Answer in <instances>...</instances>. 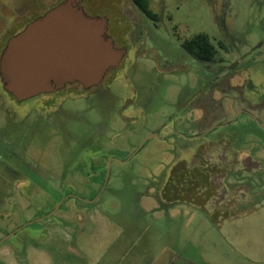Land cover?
<instances>
[{"label":"rangeland","instance_id":"rangeland-1","mask_svg":"<svg viewBox=\"0 0 264 264\" xmlns=\"http://www.w3.org/2000/svg\"><path fill=\"white\" fill-rule=\"evenodd\" d=\"M63 1L0 0V55ZM147 2L157 20L131 0H78L125 51L98 85L17 101L0 81V264H264V184L217 222L234 198L161 207L152 185L220 140L261 161L264 181V0ZM197 33L216 74L180 46Z\"/></svg>","mask_w":264,"mask_h":264},{"label":"water","instance_id":"water-1","mask_svg":"<svg viewBox=\"0 0 264 264\" xmlns=\"http://www.w3.org/2000/svg\"><path fill=\"white\" fill-rule=\"evenodd\" d=\"M74 2H61L7 41L0 55V81L17 101L73 81L95 86L124 55L104 38L106 19L87 16Z\"/></svg>","mask_w":264,"mask_h":264},{"label":"trees","instance_id":"trees-1","mask_svg":"<svg viewBox=\"0 0 264 264\" xmlns=\"http://www.w3.org/2000/svg\"><path fill=\"white\" fill-rule=\"evenodd\" d=\"M131 1L145 16L157 20V14L150 10L147 0ZM180 46L193 59L203 62L208 71H213L215 64L221 62L216 56V49L203 33L193 34L183 40ZM220 146L225 147L217 153L201 150L189 160H175L169 174L152 183L153 194L161 207L186 202L205 210L209 203L213 204L212 208L228 203L229 200L225 199L230 196L234 198L236 206L211 212L213 222H217V217H236L247 212V207L241 204L245 203L242 188L248 192L264 184L258 172L261 161L250 156L241 158L240 149L232 143L224 144L220 140ZM238 195L240 197L235 200Z\"/></svg>","mask_w":264,"mask_h":264},{"label":"flooded vegetation","instance_id":"flooded-vegetation-1","mask_svg":"<svg viewBox=\"0 0 264 264\" xmlns=\"http://www.w3.org/2000/svg\"><path fill=\"white\" fill-rule=\"evenodd\" d=\"M74 4H77L78 6H79V3H78V0H76V2H74ZM134 5V4H133ZM48 10H50V9H47V10H45L44 11V13L45 12H47ZM43 13V14H44ZM43 14H41L40 16H42ZM40 16H38V17H40ZM38 17H36V18H38ZM137 16H135V18H136ZM134 18V19H135ZM104 38H109L108 37V35L106 34V31H105V33H104ZM263 43H264V41H263ZM114 46V45H113ZM117 49H121V48H117ZM191 57V56H190ZM121 60V59H120ZM194 60H196V59H194ZM196 61H198V60H196ZM198 62H200V63H202L203 64V62H201V61H198ZM218 64V63H217ZM114 67V66H113ZM211 74H216V69H214L213 71H209ZM263 79H264V75H263ZM73 82H76V81H73ZM73 82H69V83H73ZM84 90H87V89H89V88H91V87H93V86H91V87H89V88H84L79 82H77ZM66 84H68V83H65L64 84V86L66 85ZM99 84V83H98ZM97 84V85H98ZM63 86V87H64ZM96 86V85H95ZM62 87V88H63ZM55 91V90H54ZM53 92V91H52ZM51 93V92H50ZM262 99H264V93L262 94ZM248 103V102H247ZM255 107H258V106H255ZM241 113L243 114V115H245V116H247V117H249L251 120H255L256 118H257V115H258V108H254V107H249V106H246V104H245V108H242L241 109Z\"/></svg>","mask_w":264,"mask_h":264}]
</instances>
